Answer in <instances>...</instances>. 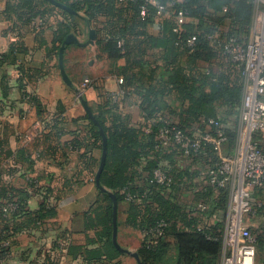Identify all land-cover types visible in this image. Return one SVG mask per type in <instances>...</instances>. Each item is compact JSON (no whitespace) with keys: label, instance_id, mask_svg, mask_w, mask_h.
Listing matches in <instances>:
<instances>
[{"label":"trees","instance_id":"obj_1","mask_svg":"<svg viewBox=\"0 0 264 264\" xmlns=\"http://www.w3.org/2000/svg\"><path fill=\"white\" fill-rule=\"evenodd\" d=\"M53 1L74 14L46 0H5L1 15L18 38L33 33L46 59L51 55L58 59V50L68 35L87 37L88 31L93 30L95 58L108 62V74L121 79L120 98H134L143 120L131 122L119 109L121 101L114 100V94L109 92L99 94V101L90 107L106 137L105 162L99 177L106 192L98 190L86 212V223L101 227L97 237L102 246L82 249L68 243L64 246L67 257L80 259L82 264H119L121 253L112 243L110 193L117 201V211L124 206L123 224L143 235L136 252L140 264H221L229 195L226 188L210 185L207 175L219 162L218 153L205 144L184 156L173 142L161 147L159 133L175 127L193 137L213 132L208 123L215 120L227 137L222 154L232 153L244 79L242 67L223 55V44L229 39L239 45L247 42L254 0H155L163 7L160 14L146 0ZM178 12L185 17L180 25L176 21ZM152 26H156L157 35L149 32ZM46 30L52 34L50 47L43 37ZM191 38L194 41L188 45ZM15 50L27 51L22 44H11L9 53ZM5 56L0 55L1 63ZM120 60L123 65H119ZM95 83L93 79L92 89ZM21 89L22 98L40 112L39 102L26 93L23 85ZM81 119L85 122L83 130L71 141L44 145L34 153L21 148L14 154L0 140V207L3 201L16 205L7 214L0 211V256L9 254L17 234L35 232L39 238L44 237L56 218L55 198L49 187L41 185L38 177H26V170L31 171L36 161L58 147L69 149L77 154L79 173L88 172L94 182L102 138L86 114ZM41 122L44 129H49L44 143L55 142L57 132H53L58 119ZM255 140L264 151V135H255ZM9 158L21 168L26 165L21 172V177L26 178L25 188L3 182L2 175H10L11 170H5L1 163ZM155 170L170 178L167 188L155 183ZM259 188L253 189L251 197L252 210L257 215L264 209L257 200ZM30 191L40 199L34 210L27 204ZM199 203L205 210L196 209ZM160 223L164 226L158 235ZM250 233L255 237L257 251H264V224ZM63 242H68L65 230L58 231L51 250L58 251ZM46 261L50 264L47 258Z\"/></svg>","mask_w":264,"mask_h":264},{"label":"crops","instance_id":"obj_2","mask_svg":"<svg viewBox=\"0 0 264 264\" xmlns=\"http://www.w3.org/2000/svg\"><path fill=\"white\" fill-rule=\"evenodd\" d=\"M4 2L5 0H0V55L7 56L3 59L4 62H0V140L4 141L5 149L14 154L21 148L34 153L36 150H41L44 145H64L71 141L76 133L82 132L85 125L81 119L85 112L76 102L75 90L78 83L90 76L96 80L95 89L89 88L85 92L84 101L89 108L99 101V94L105 92L117 94L120 91V83L115 76L108 74V69L103 73L104 66L109 68L106 60H99L101 65L91 69L92 72L89 74L85 73L82 66L83 59L80 57L68 64L66 55L69 50L73 54L90 47L95 56L94 45L79 47L71 44L65 48L63 54L64 70L71 83L70 86L66 85L60 75L58 59L53 55L45 58V51L36 43L33 33L27 32L20 39L10 31L8 22L1 15ZM149 32L153 35L158 34L156 26L150 27ZM43 37L50 47L51 31L46 30ZM77 38L80 42H86L88 34L87 37H82L86 41ZM11 44H15V47L22 44L27 51L23 53L15 50L10 54L8 49ZM78 54L81 56L82 53ZM118 63L123 65L124 61L120 60ZM79 71L81 73H78ZM77 74H80L79 80H76ZM22 85L26 93L39 102L40 112L35 105L22 98ZM119 100L120 111L127 115L131 122L137 124L143 121L134 98H119ZM54 118L59 121L53 132H57L55 142L49 140L44 143V134L48 133L49 129L40 130L39 125L44 127L41 121L50 123ZM65 154L66 157L63 156ZM1 166L5 170H11L10 175H2L4 183L18 189L26 187V178L21 177L22 168L26 170V165L21 168L15 164L13 158H9L3 159ZM79 170L77 154L62 147L36 161L31 171L26 170L28 173L26 177H38L41 185L49 187L55 198L52 201L57 215L44 237L39 238L40 235L35 232L17 234L13 238L9 254L0 256V264H48L46 258L50 264H82L80 259L70 260L66 251L59 253L51 250L52 241L61 230L67 232L68 242H63L65 245L69 243L82 249L102 246V242L97 237L101 227L96 223L91 225L86 223V212L93 205L99 189L95 185V179L93 182L88 172L83 171L80 174ZM257 193V200L264 205V185ZM30 194L27 204L30 210H34L38 207L40 199L32 191ZM120 215L123 216L121 221L118 219ZM124 219V206H121L117 211L119 223L117 243L122 249L136 253L143 235L126 227L123 224ZM255 224L258 226L264 224V209L256 216ZM57 228L61 229L57 231ZM255 256V264H264V251H257ZM117 260L119 264H140L138 256L136 259L127 253H121Z\"/></svg>","mask_w":264,"mask_h":264},{"label":"built area","instance_id":"obj_3","mask_svg":"<svg viewBox=\"0 0 264 264\" xmlns=\"http://www.w3.org/2000/svg\"><path fill=\"white\" fill-rule=\"evenodd\" d=\"M146 1L157 7V14L163 11V7L157 5L155 0ZM143 11L144 8L141 14ZM176 21L179 25L184 23L185 17L182 12H178ZM193 41L194 38H191L187 44L192 45ZM223 55L229 57L232 63L242 67L244 79L243 98L232 153L227 156L222 155L221 151L227 137L222 125L215 120H210L208 123L213 128V132L206 131L193 137H189L175 127L170 130L162 129L159 133V142L163 148L171 142L177 144L184 156L189 152H197L205 144L211 145L218 153L219 162L215 168L208 170L207 175L210 185L226 188L229 195L221 264H255L256 241L254 235L247 231L244 217L252 211L253 189L264 185V151L255 140V135L264 132V0L253 1V18L247 42L239 45L233 39L227 40L223 44ZM117 80L121 82L120 78ZM90 84L91 81L86 77L80 87H77L82 96L91 88ZM122 94L123 92L119 91L112 98L119 100ZM76 102L80 104L77 96ZM39 127L40 130H44L41 124ZM153 179L155 183L166 188L171 181L160 170L154 171ZM15 208L14 203L3 201L0 211L7 214ZM196 209L203 211L205 206L199 203ZM163 226V223L158 225L156 229L158 235H161ZM7 245L8 243H4V246ZM64 246L65 243H62L59 253L65 252Z\"/></svg>","mask_w":264,"mask_h":264},{"label":"water","instance_id":"obj_4","mask_svg":"<svg viewBox=\"0 0 264 264\" xmlns=\"http://www.w3.org/2000/svg\"><path fill=\"white\" fill-rule=\"evenodd\" d=\"M50 3H52L53 5L57 6V7H61L65 10H67L68 12L74 14V12L72 10H70L69 8L67 7H64L58 3H56L55 1L53 0H46ZM95 32L93 30H89L88 31V39L86 42H80L79 39L70 34L68 35L65 40L63 41V43L61 44L59 50H58V67H59V71H60V75L62 77V80L63 82L70 86L71 83H70V80L68 78V76L66 75L65 73V70H64V65H63V54H64V50L67 46L71 45V44H75V45H78L79 47H86V46H93L94 45V41H95ZM75 95L77 96L78 100H79V103L81 105V107L83 108L85 114L89 117V119L93 122V124L99 128V133L101 135V138H102V154H101V159H100V163H99V167H98V170H97V173L95 175V185L96 187L100 190V191H103V192H106V190L100 185V182H99V177H100V174H101V171L103 169V166H104V162H105V155H106V137L105 135L103 134L98 122L96 121V119L94 118L90 108L88 107L87 103L84 101V98L82 96V94L79 92V90L76 88L75 90ZM110 197L112 198V243L115 247V249L117 251H119L120 253H127L133 257H135L137 259V254L136 253H131V252H128L124 249H122L118 243H117V201L115 199V197L110 194Z\"/></svg>","mask_w":264,"mask_h":264},{"label":"rangeland","instance_id":"obj_5","mask_svg":"<svg viewBox=\"0 0 264 264\" xmlns=\"http://www.w3.org/2000/svg\"><path fill=\"white\" fill-rule=\"evenodd\" d=\"M79 38L81 39V41H86V39H83L82 37H79ZM78 53H82V54H80L81 56H79ZM78 53L76 52V53L72 54V52H70V50H69V52L66 55L67 56V58H66L67 63L70 64V62H72V60L78 59L79 57L82 58L83 59V63H84V64H82V66H83V69H84L85 73H87V74L91 73L94 68H96V67L101 65L100 61L97 60L95 58V56L93 55V52H92L90 47L83 48V50H81ZM89 63H91V65H89ZM107 69L108 68L107 67L105 68V66H104L103 73H105V71H107ZM81 71H79L78 73H81ZM79 76H80V74L76 75V80H79ZM83 79L78 83V88L80 87ZM93 79H94L93 77H91V76L89 77L90 81H92ZM83 96L85 97V94ZM260 134L264 135V132L260 133ZM256 215L257 214L254 212V210H252L248 215H246L244 217L245 227L247 228V231L249 233L253 232L254 230H256L258 228V224H255L256 223ZM122 218H123L122 215H120L118 217V219H120V221L122 220ZM256 252H257V247H255V254H256ZM255 258H256V256H255Z\"/></svg>","mask_w":264,"mask_h":264}]
</instances>
